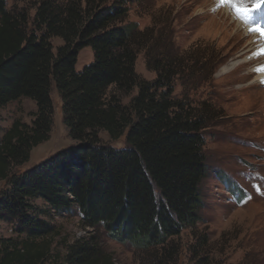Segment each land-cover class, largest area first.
<instances>
[{
  "label": "trees",
  "instance_id": "trees-1",
  "mask_svg": "<svg viewBox=\"0 0 264 264\" xmlns=\"http://www.w3.org/2000/svg\"><path fill=\"white\" fill-rule=\"evenodd\" d=\"M133 2L0 0V110L22 97L37 104L30 124L16 119L0 137V221L12 226V236L0 235V264H115L106 238L135 247L140 264H178L186 234L194 264H222L198 224L206 134L223 114L174 89L190 72L208 81L211 51L169 48L160 22L142 29L129 20ZM85 47L93 61L78 72ZM143 49L153 81L136 70ZM54 89L74 146L24 170L50 139ZM35 198L55 210L75 205L86 235L61 239L59 250L60 233L34 212Z\"/></svg>",
  "mask_w": 264,
  "mask_h": 264
},
{
  "label": "rangeland",
  "instance_id": "rangeland-1",
  "mask_svg": "<svg viewBox=\"0 0 264 264\" xmlns=\"http://www.w3.org/2000/svg\"><path fill=\"white\" fill-rule=\"evenodd\" d=\"M226 5L219 6L214 0H135L129 20L138 22L142 29L160 22L162 43H172L169 48L175 51L196 46L211 51L213 60L209 70L212 73L206 71L209 83L203 80L199 83L197 73L190 72L178 78L174 87L176 95L186 96L196 104L212 102L223 114L206 134L208 173L201 184L204 207L198 227L201 233L208 234L213 254L222 264H264V82L258 80L260 71H256L264 66V58L249 62L260 47L248 45L250 36L235 34L238 26L233 16L236 14L230 5L227 6L231 13L225 14ZM240 21L249 28L253 23L261 25L254 12L250 22ZM51 42L55 51L63 45L59 37ZM92 61L93 51L85 47L79 53L76 70L82 71ZM136 70L144 79L153 81L157 77L148 65L146 49L138 53ZM52 98L56 113L50 139L33 149L24 170L74 146L55 89ZM36 112L37 104L29 98L8 103L0 110V137L16 119L30 124ZM101 137L108 140L105 132ZM112 146L124 149L126 142L120 139ZM31 202L35 205L34 212L50 221L60 233L56 238L59 250L66 251L61 239L72 243L86 235L81 213L75 205L55 210L41 198ZM0 235L12 236V226L0 221ZM105 241L115 264H140V251L135 247L113 239ZM193 241L188 234L181 239L183 247L178 264H194L189 251Z\"/></svg>",
  "mask_w": 264,
  "mask_h": 264
},
{
  "label": "snow or ice",
  "instance_id": "snow-or-ice-1",
  "mask_svg": "<svg viewBox=\"0 0 264 264\" xmlns=\"http://www.w3.org/2000/svg\"><path fill=\"white\" fill-rule=\"evenodd\" d=\"M219 3L221 5H230L238 18L248 23L251 21L252 13L256 11L262 4H264V0H219ZM249 31L256 32L261 38H264V27L253 23L249 28ZM257 54H264V48H261ZM256 71L264 72V66L256 69Z\"/></svg>",
  "mask_w": 264,
  "mask_h": 264
},
{
  "label": "bare ground",
  "instance_id": "bare-ground-1",
  "mask_svg": "<svg viewBox=\"0 0 264 264\" xmlns=\"http://www.w3.org/2000/svg\"><path fill=\"white\" fill-rule=\"evenodd\" d=\"M214 2L217 5H219V6L221 5L219 3V0H214ZM223 8H224V13L225 14L231 13L230 8L227 5L224 6ZM255 14L261 20V25L260 26L261 27H264V4L255 11ZM233 19H234V21H236V24L238 26V29L235 31V34L236 35H242V34H244V36H250L251 39H250L248 45L251 46V47L254 46V48L260 47V48H258L253 53L254 57L253 58L251 57L252 59L249 62L252 63L255 60L257 61V60H259L261 58H264V54H257V53H259V50L261 48H264V38L259 37L258 36L259 34L258 35H256V34L255 35L250 34L251 32L249 31L248 25L247 26L244 25L245 23L243 24L242 21H240V18H238L236 15L233 16ZM224 22H227V19H224ZM252 50L253 49H250L249 51H252ZM257 77H258V80L260 79V80L264 81V72H261L260 71V75H258Z\"/></svg>",
  "mask_w": 264,
  "mask_h": 264
}]
</instances>
